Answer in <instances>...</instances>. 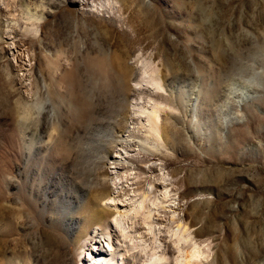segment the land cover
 Returning a JSON list of instances; mask_svg holds the SVG:
<instances>
[{
	"label": "rangeland",
	"instance_id": "rangeland-1",
	"mask_svg": "<svg viewBox=\"0 0 264 264\" xmlns=\"http://www.w3.org/2000/svg\"><path fill=\"white\" fill-rule=\"evenodd\" d=\"M121 133L151 150L125 147L118 198L168 191L130 218L136 264L155 235L168 264H264V0H0V264H85L78 208L115 186Z\"/></svg>",
	"mask_w": 264,
	"mask_h": 264
},
{
	"label": "bare ground",
	"instance_id": "bare-ground-1",
	"mask_svg": "<svg viewBox=\"0 0 264 264\" xmlns=\"http://www.w3.org/2000/svg\"><path fill=\"white\" fill-rule=\"evenodd\" d=\"M12 50L16 51L14 49V46L10 45V47H8V51L11 53ZM150 85H151L152 91H160V92L166 91V89L162 86L163 84H161L160 81L158 80V78H156L154 76H151ZM150 85L148 86L147 84L139 83V85L135 86V87L136 88H138L139 86L150 87ZM134 104H135V102H134ZM161 110H162V108H160L159 105H157L156 103H153V101H152L151 103L148 104V108L136 110L137 114L135 112H133V113H135L136 116H138L137 119L139 120L140 125H142V126L147 125L149 127L148 132L149 133L154 132V134L158 135V137H159L160 133H161V119H160L159 113ZM141 114H143L142 115L143 118L145 116L146 124L143 123L144 121L142 122L143 119L140 116ZM137 119L135 121H137ZM151 129L153 131H151ZM146 131H147V129H146ZM131 134H133V136H134L135 133H131ZM130 137H129V134H126V133L125 134L121 133V134H118V136H114L115 139H114L113 144L115 145V150H114L113 154L112 153L110 154L111 150L104 148L105 154L103 155V158L107 159L110 156V159H108L109 160V166L107 168L108 172H106V173H108V175H112L113 181H114L113 183H115V186L111 187L110 190H102V191H98V192L92 194L91 196H89L87 198V200L83 201V203L78 208L79 215L81 216V219H82L81 220L82 221L81 226L79 228V232L81 235H85V236L90 235L91 236V243L89 244L90 247H87V249L85 250V252L88 255L85 258L86 259L85 264H136L133 260L134 258L132 257L133 254H130L133 252L126 253L130 249V246H133L132 245V238H134V236L139 237L137 242H139V244H140V247L138 250L140 253H138V255L139 254L145 255L146 245L143 243L144 240L140 239V237L143 236L144 231H141L138 227L139 224H135L133 222V219H130V218H131V216H134L137 213H140L143 218L149 220L150 218H152L151 217L152 212L160 206V201L163 200L162 198H166L168 196V191L165 190L163 192V194L162 193L159 195L156 194L154 200L152 202L149 201L150 202L149 205H145L144 201H145L146 195L150 192L151 186L154 183H156L157 179H155L153 181V183L148 184L146 189L142 191L141 195L135 193L134 192L135 189H131L132 188L131 187L130 191L133 192L132 194L129 195L127 193L129 196L123 197L122 199L118 198V192L121 190L120 189L121 178L124 180V177H125L127 180H129V182H127L125 186H131L132 184L136 183L137 179H138V175L132 174L133 175L132 176L128 172H127V175L124 174V172L122 175L119 172L120 168L121 169L124 167L130 168L134 165L132 162L127 160V157H126L127 152H128L127 151L128 148L126 149L125 147L132 144V142H131L132 139ZM144 141L140 140V138L135 140V144L133 141V144L136 145V147H134L133 149L143 151V152H149V149L151 148V146H150V144L148 145ZM156 147H157L156 145L153 146V148H156ZM23 156L26 157V154H24ZM156 164H158V163H153L152 167L155 166ZM148 167H150V166H148ZM122 171H124V170H122ZM125 175L128 177H126ZM162 179H163V177H162ZM163 205L164 206L167 205V207L169 206L170 208L173 207V205L170 203L169 204H163ZM108 212H109L111 218L108 222L107 227L105 229H101L100 225L102 224L103 220L105 219V213H108ZM155 213L157 214V212H155ZM137 216H138V214H137ZM134 217H136V216H134ZM155 219H156V217H155ZM150 220H152V219H150ZM152 221H154V220H152ZM146 222H145V220L142 221V223H145V224H146ZM147 224H148V226L146 227L145 230L149 231L152 228L150 226L151 223H147ZM154 224H153V226H154ZM177 228H178V225H177ZM158 234H159V232H158ZM143 238H144V236H143ZM158 238L155 235V245H153L155 247V249L153 251H152L153 247L151 249L152 257H151V262L148 264H168L166 257L162 254V243L160 242L161 240L158 241ZM103 242H106V245H107L106 247L103 245ZM145 242H146V240H145ZM134 244H137V243L135 242ZM148 247L149 246H147V250L150 249V248L148 249ZM177 247L178 246H176V248ZM134 249H135V246H134ZM163 249H165V248H163ZM146 256H147V254H146ZM146 256H145V258H146ZM139 258H137V259H139ZM180 259L178 261L176 259V264H186V262L184 260L181 261ZM187 263H188V261H187ZM141 264H145L144 259L141 260Z\"/></svg>",
	"mask_w": 264,
	"mask_h": 264
}]
</instances>
